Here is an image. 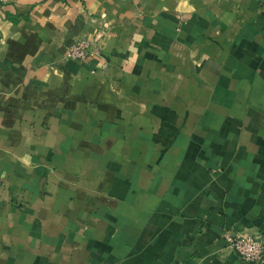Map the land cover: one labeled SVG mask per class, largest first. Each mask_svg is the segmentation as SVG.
<instances>
[{"label":"crops","instance_id":"1","mask_svg":"<svg viewBox=\"0 0 264 264\" xmlns=\"http://www.w3.org/2000/svg\"><path fill=\"white\" fill-rule=\"evenodd\" d=\"M2 1L0 264H252L264 0Z\"/></svg>","mask_w":264,"mask_h":264},{"label":"built area","instance_id":"2","mask_svg":"<svg viewBox=\"0 0 264 264\" xmlns=\"http://www.w3.org/2000/svg\"><path fill=\"white\" fill-rule=\"evenodd\" d=\"M3 8L4 3L0 0V20L6 19ZM103 31L104 29L98 31L91 41H78L71 45L67 49V57L78 62L86 61L92 54V47L99 45ZM223 237L227 247L235 252L242 262L264 264V241L259 234L239 237L230 231H225Z\"/></svg>","mask_w":264,"mask_h":264}]
</instances>
